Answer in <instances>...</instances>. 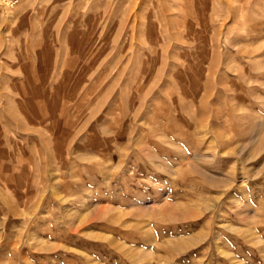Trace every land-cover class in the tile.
I'll list each match as a JSON object with an SVG mask.
<instances>
[{"label":"rangeland","instance_id":"obj_1","mask_svg":"<svg viewBox=\"0 0 264 264\" xmlns=\"http://www.w3.org/2000/svg\"><path fill=\"white\" fill-rule=\"evenodd\" d=\"M0 264H264V0H0Z\"/></svg>","mask_w":264,"mask_h":264}]
</instances>
